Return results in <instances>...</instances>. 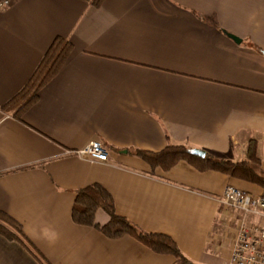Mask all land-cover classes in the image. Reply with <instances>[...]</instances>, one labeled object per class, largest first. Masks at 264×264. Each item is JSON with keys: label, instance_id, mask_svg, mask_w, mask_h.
Instances as JSON below:
<instances>
[{"label": "crops", "instance_id": "crops-1", "mask_svg": "<svg viewBox=\"0 0 264 264\" xmlns=\"http://www.w3.org/2000/svg\"><path fill=\"white\" fill-rule=\"evenodd\" d=\"M56 37L71 55L19 121L3 107ZM93 141L105 163L70 154ZM168 145L232 162L254 149L264 166V0H14L0 11V211L27 239L0 234V264H174L130 236L75 224L76 194L93 184L190 264H227L224 189H262L185 161L153 169L135 155ZM108 221L96 211L97 225Z\"/></svg>", "mask_w": 264, "mask_h": 264}, {"label": "trees", "instance_id": "trees-1", "mask_svg": "<svg viewBox=\"0 0 264 264\" xmlns=\"http://www.w3.org/2000/svg\"><path fill=\"white\" fill-rule=\"evenodd\" d=\"M94 8H99L104 0H83ZM72 52L71 43L56 37L45 52L40 64L24 88L3 107L7 113L21 121L22 115L38 100V93L54 78L68 60ZM182 145H168L158 153L136 151L135 155L144 160L151 168L168 170L179 161H185L200 172L216 171L230 177L256 184L264 195V177L257 175L250 164H258L254 149H249L246 160L232 162L206 154L204 158L191 153ZM97 210L104 211L109 221L103 226L95 223ZM72 221L81 226L92 227L107 238L116 239L130 236L157 254L170 255L174 264H190L182 255L175 242L162 234L145 233L123 217L115 213L114 201L109 192L100 185H89L77 192L71 212ZM0 234L9 240L26 242L21 225L6 213L0 211Z\"/></svg>", "mask_w": 264, "mask_h": 264}, {"label": "built area", "instance_id": "built-area-1", "mask_svg": "<svg viewBox=\"0 0 264 264\" xmlns=\"http://www.w3.org/2000/svg\"><path fill=\"white\" fill-rule=\"evenodd\" d=\"M14 0H0V11ZM70 154L90 163H105L108 151L99 141L88 143ZM227 210L225 232L230 241L227 264H264V195H252L233 186H226L220 201ZM241 213L236 217L234 213ZM247 215L259 217L261 222L246 220Z\"/></svg>", "mask_w": 264, "mask_h": 264}, {"label": "rangeland", "instance_id": "rangeland-1", "mask_svg": "<svg viewBox=\"0 0 264 264\" xmlns=\"http://www.w3.org/2000/svg\"><path fill=\"white\" fill-rule=\"evenodd\" d=\"M263 156H264V152H263ZM262 158H263V162H264V157H262ZM250 165L253 168V170L257 173V175L264 177V166L263 165H261L260 163H258V164L253 163Z\"/></svg>", "mask_w": 264, "mask_h": 264}, {"label": "water", "instance_id": "water-1", "mask_svg": "<svg viewBox=\"0 0 264 264\" xmlns=\"http://www.w3.org/2000/svg\"><path fill=\"white\" fill-rule=\"evenodd\" d=\"M229 38H231L233 41H235L236 43H239V40L234 37V36H231V35H228ZM191 153L197 157H200V158H204L205 157V152L204 151H201V150H192Z\"/></svg>", "mask_w": 264, "mask_h": 264}]
</instances>
